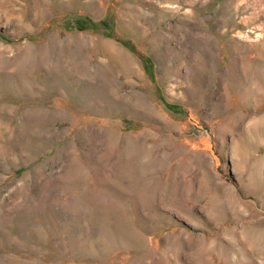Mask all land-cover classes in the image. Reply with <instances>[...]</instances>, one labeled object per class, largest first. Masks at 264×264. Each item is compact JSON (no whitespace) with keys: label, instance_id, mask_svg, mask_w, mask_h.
I'll use <instances>...</instances> for the list:
<instances>
[{"label":"rangeland","instance_id":"obj_1","mask_svg":"<svg viewBox=\"0 0 264 264\" xmlns=\"http://www.w3.org/2000/svg\"><path fill=\"white\" fill-rule=\"evenodd\" d=\"M0 264H264V0H0Z\"/></svg>","mask_w":264,"mask_h":264},{"label":"bare ground","instance_id":"obj_2","mask_svg":"<svg viewBox=\"0 0 264 264\" xmlns=\"http://www.w3.org/2000/svg\"><path fill=\"white\" fill-rule=\"evenodd\" d=\"M101 50L106 53L107 55H110L111 56V59H113L114 61H117V62H121V55L118 54L117 52H115L112 47H111V44L107 43V42H102L101 43ZM122 63H125L122 61ZM126 66H128L129 64L128 63H125ZM125 66V67H126Z\"/></svg>","mask_w":264,"mask_h":264}]
</instances>
